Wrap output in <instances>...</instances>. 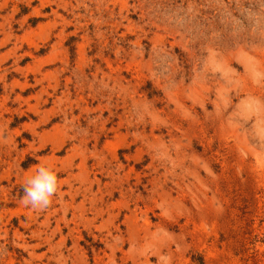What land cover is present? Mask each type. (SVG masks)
I'll return each instance as SVG.
<instances>
[{"label":"rangeland","instance_id":"rangeland-1","mask_svg":"<svg viewBox=\"0 0 264 264\" xmlns=\"http://www.w3.org/2000/svg\"><path fill=\"white\" fill-rule=\"evenodd\" d=\"M0 264H264V0H0Z\"/></svg>","mask_w":264,"mask_h":264},{"label":"clouds","instance_id":"clouds-1","mask_svg":"<svg viewBox=\"0 0 264 264\" xmlns=\"http://www.w3.org/2000/svg\"><path fill=\"white\" fill-rule=\"evenodd\" d=\"M58 190L55 172L45 166L37 168L22 187L21 203L33 210H43L50 206Z\"/></svg>","mask_w":264,"mask_h":264}]
</instances>
